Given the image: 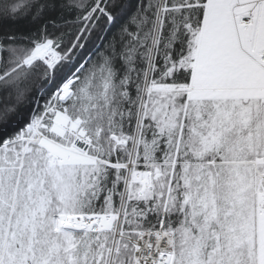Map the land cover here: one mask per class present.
<instances>
[{"label":"snow or ice","instance_id":"1","mask_svg":"<svg viewBox=\"0 0 264 264\" xmlns=\"http://www.w3.org/2000/svg\"><path fill=\"white\" fill-rule=\"evenodd\" d=\"M0 264H264V0H0Z\"/></svg>","mask_w":264,"mask_h":264}]
</instances>
